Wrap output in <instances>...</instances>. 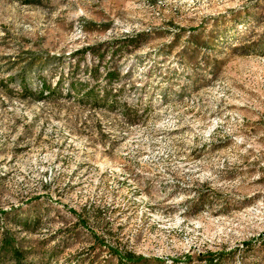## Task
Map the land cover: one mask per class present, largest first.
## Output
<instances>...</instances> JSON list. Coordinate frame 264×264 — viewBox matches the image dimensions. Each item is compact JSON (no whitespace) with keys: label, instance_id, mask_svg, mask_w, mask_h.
<instances>
[{"label":"rangeland","instance_id":"rangeland-1","mask_svg":"<svg viewBox=\"0 0 264 264\" xmlns=\"http://www.w3.org/2000/svg\"><path fill=\"white\" fill-rule=\"evenodd\" d=\"M0 264H264V0H0Z\"/></svg>","mask_w":264,"mask_h":264},{"label":"trees","instance_id":"trees-1","mask_svg":"<svg viewBox=\"0 0 264 264\" xmlns=\"http://www.w3.org/2000/svg\"><path fill=\"white\" fill-rule=\"evenodd\" d=\"M97 57L101 61L102 59H104V54L103 53L102 54L100 53V54L97 55ZM90 72H91V75L92 76H95L96 75L95 73L93 75L92 71H90ZM106 77H108V79L110 81L111 80H118L119 73H118V71L116 69H113V70H109L108 69L107 72H106ZM77 81L79 82V84H80L81 87H86L88 85V82L86 80H79L78 79ZM23 85H24L23 88L25 90H27L26 84H23ZM72 86H73V84H72ZM55 89H56V87H52L51 84H47L46 82H42L41 83V88H40L39 94L42 97H48V96H50L55 91ZM85 96L86 97H92L95 101H98L99 100V97H100L99 94L94 93V89L93 88L89 89L86 92V95ZM102 97H103L102 100L104 101L107 98V94H105V92H104V94H103ZM135 259H136V256L134 254H131V253H128L127 254V260L134 261Z\"/></svg>","mask_w":264,"mask_h":264}]
</instances>
